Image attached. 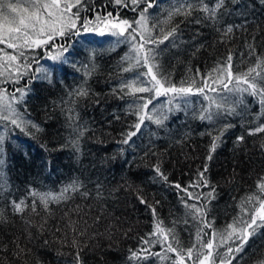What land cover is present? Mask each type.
<instances>
[{"label":"trees","instance_id":"obj_1","mask_svg":"<svg viewBox=\"0 0 264 264\" xmlns=\"http://www.w3.org/2000/svg\"><path fill=\"white\" fill-rule=\"evenodd\" d=\"M189 3L193 5L190 13L169 19L170 12ZM216 3L155 0L148 9L151 35L162 38L172 28L176 32L164 43L149 47L156 48L155 62L171 83L179 86L194 80L202 86L206 80L211 87L205 88V94L225 98L224 110L211 121L202 120V108L217 112L204 94L184 97L180 107L171 111L170 99L157 97L152 114L163 111L167 118L159 125L146 118L126 144L127 132L135 131L131 126L137 122L131 106L142 103L140 97L149 93L132 94L127 88L121 90V84L147 69L124 71L129 44L115 43L123 38L112 35L98 16L112 13L113 18L138 19L139 9L133 11L130 0L128 7L115 5L114 0H84L77 25L87 19L97 31L55 36L46 45L18 50L0 44V94L7 103L13 102V94L20 96L19 89L26 93L23 101L13 102L25 128L0 120V264H76L77 253L81 264H173L175 253H167L168 259L163 260L158 255L131 258L132 251L142 248L165 255L166 244L144 243L157 239L148 235L157 220L174 231L179 245L173 246L184 249L199 248L198 229L206 233L203 240L210 241L213 232L225 236L231 232L230 224L240 227L244 200L259 194L258 184L264 182V132L249 134L250 129L264 125V107L257 96L228 92L213 80L216 70L226 67L230 53L234 74L245 73L264 59V0H224L211 19L203 8H215ZM144 7L141 3L140 9ZM229 26L231 32H227ZM66 46L71 55L63 53L44 66L51 53H60ZM12 55L17 57L15 64L7 60ZM42 69L48 70L47 75ZM257 71L264 75V67ZM251 75L260 80L256 72ZM234 86L235 82L229 85ZM81 89L87 94L80 95ZM230 107L232 114L226 111ZM216 136L219 141L212 151ZM205 165L208 185L202 186L199 174ZM157 166L167 180L157 174ZM73 182L77 190L63 192ZM62 193V198L48 202L47 209L39 199V195L60 197ZM21 200L24 211L17 212L13 202ZM186 203L201 208L211 227H204L194 212L189 214L192 210ZM237 235L227 243L218 236L213 240L214 255L219 253L215 264H227L228 259L231 264L264 261V227L248 238L242 252L234 253L235 259L233 254L225 257L229 246L240 243ZM184 255L185 264H193Z\"/></svg>","mask_w":264,"mask_h":264},{"label":"snow or ice","instance_id":"obj_2","mask_svg":"<svg viewBox=\"0 0 264 264\" xmlns=\"http://www.w3.org/2000/svg\"><path fill=\"white\" fill-rule=\"evenodd\" d=\"M131 4L134 6L133 11L139 9V18L129 21L127 19H121L119 17H112V13H108L107 16L101 18L98 16V19H102L105 28L111 31V34L114 36L122 37L123 40L117 39L115 43L119 44L122 42H127L130 47V54L126 55L124 59L128 61V67L124 68V71H132L136 68H146L147 71L136 72L134 77L131 80H126L121 84V90L127 88L130 93L135 94L139 93H149L148 96L140 97L142 103H133L131 107L134 108V114L137 116V122L134 123L131 127L135 131L129 130L123 141V143H128L133 136L141 130V126L144 124L145 119L153 120L156 124H162L166 115L163 111L153 115L155 112L156 106L154 100L162 95H171L169 100V111L172 107L179 108L180 101L189 95L194 94H204V98L209 100L212 105H215L217 112L213 113L210 108H202L200 119L202 120H213L215 115H219L221 110H224V105L226 99L221 97L219 100L208 97L205 94V88L211 87L208 82L203 81L202 86H198L193 80L191 84H186V82H181V84L175 85L171 81L164 77L161 74L160 68L155 62V57L158 55L155 47H149V45L158 46V44L164 43L165 40H168L169 37L174 36L176 28H172L162 38L155 37L151 35V32L148 27L149 14L148 9L154 6L155 0H130ZM145 3L146 7L140 9V4ZM114 4L117 6L128 7L129 0H114ZM224 0H217L215 8H209L205 6L203 11L208 14L209 18L215 19L217 10L223 7ZM84 7V0H74V2H69L65 0L62 3V0H0V44H5L8 48L14 50L31 48L33 46L39 47L42 45L48 44L55 36H67V35H78L80 31H97V27H92V22L85 19L84 23L80 26L77 25V21L80 18V9ZM73 8L77 10L72 11ZM193 8L192 4H185L183 8H177L174 12L169 13V19L175 14H180L182 12L190 13V10ZM167 22V21H165ZM110 25V27H109ZM154 27V25H153ZM118 29V31H114ZM232 27L227 28V32H231ZM103 34V33H101ZM137 36L140 38L137 40ZM63 53H68L71 55L70 46L62 47L60 53L57 54L59 58ZM134 54V55H133ZM20 55L23 56L24 53L20 52ZM67 59V57H65ZM7 60L15 64L17 57L15 55L7 56ZM134 61V63L132 62ZM232 55L231 53L227 57L226 67L221 66L216 71L218 73L217 77L213 80V84L219 85L221 88L228 92L234 93H249L250 95L257 96L259 101L264 107V75L261 72H258L257 69L264 67V59H259L256 66L250 67L247 72L234 74L231 71L232 68ZM27 67V66H26ZM43 73L47 75L48 70L42 69ZM225 72L227 76L225 78ZM256 72V76L260 77V80H257L256 77H253L251 74ZM22 75V74H18ZM150 77V79H148ZM235 82L234 87H229L230 84ZM247 85L243 87L241 85ZM214 92H219V88H211ZM20 92L19 97L14 96L13 102L23 101L25 96V89L21 88L18 90ZM80 95H86V91L83 89L79 92ZM127 94V93H126ZM173 101L176 103L173 104ZM13 102H4V96L0 94V120H9L13 125L20 127L21 130L25 128V122L17 113L15 107H13ZM186 104L188 101L183 100ZM242 102V101H241ZM152 105V109L149 110V106ZM226 111L228 114L234 112V108H227ZM7 112V115L4 113ZM32 127L37 128L38 126L33 124ZM227 127V126H226ZM264 132V125H258L254 129H250L249 134H255ZM222 135V132H221ZM238 140H242L243 137H238ZM219 141V136L214 137L211 150L214 151L217 142ZM3 142V136H0V143ZM75 143V142H74ZM208 159H211L209 155ZM2 163V161H0ZM155 171L160 175L164 180H167V177L160 171L159 167L155 168ZM207 171V165L203 171L200 172V180L203 181L202 186H207L208 181L204 173ZM178 189L182 191H187L186 189L181 188L180 185H176ZM78 186L75 182L69 187L65 188L63 192L69 190H77ZM259 194H252L248 196L242 206L241 210L244 214L240 221V227H234V225H228V228L231 229V232H228L225 236L224 233L213 232V240L217 236L224 242L227 243L228 239H231L234 233H238L236 236L240 240L239 244H234L229 246L226 249L225 257L229 254L232 255V259H235L234 253L238 254L243 251L244 245L247 243L248 238L255 234L256 229L264 227V182L258 184ZM215 189L213 188L207 195L209 197L213 196ZM33 196L38 195L37 193H31ZM63 193L60 197L52 194H43L39 195L40 201L45 205L47 209V204L50 200H58L62 198ZM189 199L193 198L192 193H188ZM198 199V197H197ZM141 203H146V201L141 198ZM251 205V208L245 207V205ZM258 205V206H257ZM24 201L13 202V207L17 212L24 211ZM186 208L192 210L189 214L199 215L204 227H211L210 222L203 219L204 211L201 208L195 207L194 205L185 204ZM33 211H36L35 206H33ZM196 215L193 218H196ZM153 216L155 218L156 212L153 208ZM246 217V218H245ZM259 221V222H258ZM236 223V222H234ZM149 237L156 236L155 241L151 239H146L144 241L147 245H152L154 243H161L162 246L166 244L165 255H160V253H151L149 248H142L139 252L132 251L131 258L138 259L140 257L147 258L149 255H158L160 258L168 259L167 253H175L176 259L173 261V264H185V255L187 253V259L192 260L193 264H215V256L219 253L213 252L214 244L213 240L204 241L202 236L206 235L203 233L202 229L197 230V241L199 243V248L196 245L184 249L182 247H174V243L179 245V241L175 236V233L172 229H165L162 226L160 221H156L154 225V231L148 234ZM162 237V240H161ZM206 248L208 251L204 252L202 249ZM195 253V258H194ZM76 264H81L79 253L76 255ZM221 264H224V261H221ZM227 264H231V259L227 260ZM259 264H264V261L259 262Z\"/></svg>","mask_w":264,"mask_h":264},{"label":"rangeland","instance_id":"obj_3","mask_svg":"<svg viewBox=\"0 0 264 264\" xmlns=\"http://www.w3.org/2000/svg\"><path fill=\"white\" fill-rule=\"evenodd\" d=\"M109 27H110V25H109ZM57 54H58V52H56V53H51L50 54V56H49V61H47L46 63H45V67H49L50 65H51V63L52 62H54V59H55V57H57ZM44 67V68H45ZM148 79H150V77L148 78ZM171 95L172 94H169V95H162V96H159L162 100H166V99H170L171 98ZM4 96V95H3ZM7 100V97L6 96H4V102Z\"/></svg>","mask_w":264,"mask_h":264}]
</instances>
